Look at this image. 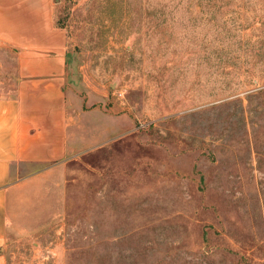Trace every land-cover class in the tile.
<instances>
[{"label": "rangeland", "instance_id": "rangeland-1", "mask_svg": "<svg viewBox=\"0 0 264 264\" xmlns=\"http://www.w3.org/2000/svg\"><path fill=\"white\" fill-rule=\"evenodd\" d=\"M69 154L20 165L7 264H264V0H61ZM0 45V95L16 85Z\"/></svg>", "mask_w": 264, "mask_h": 264}, {"label": "crops", "instance_id": "crops-1", "mask_svg": "<svg viewBox=\"0 0 264 264\" xmlns=\"http://www.w3.org/2000/svg\"><path fill=\"white\" fill-rule=\"evenodd\" d=\"M88 1V0H81ZM61 0H0V45L16 52V85L0 95V264L9 224V196L20 165L68 158V33L56 22Z\"/></svg>", "mask_w": 264, "mask_h": 264}]
</instances>
